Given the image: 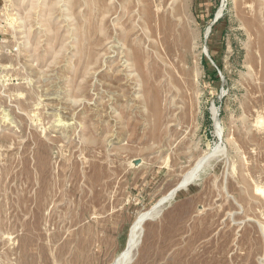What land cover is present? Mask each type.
<instances>
[{"label": "rangeland", "instance_id": "rangeland-1", "mask_svg": "<svg viewBox=\"0 0 264 264\" xmlns=\"http://www.w3.org/2000/svg\"><path fill=\"white\" fill-rule=\"evenodd\" d=\"M263 19L0 0V264H264Z\"/></svg>", "mask_w": 264, "mask_h": 264}, {"label": "bare ground", "instance_id": "bare-ground-1", "mask_svg": "<svg viewBox=\"0 0 264 264\" xmlns=\"http://www.w3.org/2000/svg\"><path fill=\"white\" fill-rule=\"evenodd\" d=\"M147 8H148V6H147V4H145V6L143 7V12H146V13H148L147 12ZM159 9V8H158ZM178 11V10H177ZM147 16H149L148 14H147ZM257 18H258V16H256ZM262 17V16H261ZM149 18V17H148ZM264 20V19H263ZM261 37H262V39H263V34L261 33ZM261 60H262V65H263V70H264V52H263V54L261 55ZM264 72V71H263ZM264 74V73H263ZM150 93V92H149ZM149 100V99H148ZM153 107V106H152ZM156 108V107H155ZM214 117H215V120H216V123L218 122V111H214ZM262 121V120H261ZM263 122V121H262ZM260 123V122H259ZM263 124V123H262ZM263 130H264V127H263ZM257 189L258 190H260V187H257ZM260 192H262V191H260ZM141 220V219H140ZM126 259H128V256H126L125 258H124V260H122V261H118L116 264H127L126 262L127 261H125Z\"/></svg>", "mask_w": 264, "mask_h": 264}]
</instances>
